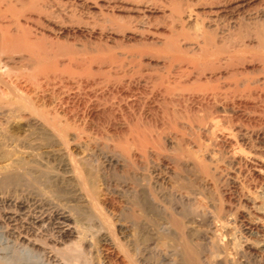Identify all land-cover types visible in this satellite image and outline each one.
Returning a JSON list of instances; mask_svg holds the SVG:
<instances>
[{"label":"rangeland","instance_id":"rangeland-1","mask_svg":"<svg viewBox=\"0 0 264 264\" xmlns=\"http://www.w3.org/2000/svg\"><path fill=\"white\" fill-rule=\"evenodd\" d=\"M0 117L46 171L86 162L99 210L79 217L135 264H177L174 218L201 264H264L244 230L264 206V0H0ZM4 232L1 263L49 264ZM113 242L97 250L122 264Z\"/></svg>","mask_w":264,"mask_h":264},{"label":"bare ground","instance_id":"bare-ground-1","mask_svg":"<svg viewBox=\"0 0 264 264\" xmlns=\"http://www.w3.org/2000/svg\"><path fill=\"white\" fill-rule=\"evenodd\" d=\"M3 36H5V35H3ZM5 41L6 40H4V42ZM13 43H14V41H13ZM20 97L21 96H19L18 98H20ZM19 101L22 103L23 99H21ZM19 101H17V102L14 101V102L18 103ZM15 103H13V104H15ZM19 105H16V106H19ZM13 106H15V105H13ZM20 107H22V106H20ZM14 108L17 109V107H14ZM1 114H3L4 116L6 115V114H4V112L3 113L1 112ZM9 118H8V121L6 120L5 124L7 122L10 123ZM1 121L3 123V119H1L0 122ZM39 123H41V122H39ZM7 125L4 126L5 128L0 129V141L2 140V142H5V141H3V139H5V138L8 139V143H6V144L7 145L10 144V146H13V148L12 149L7 148L8 150L6 149L4 154L0 155V163L5 162V163L0 165V204L2 205L1 206L2 208H0V226H1V228L4 229V231H5L4 233H6L7 236H9V238L13 241V243L17 246H23L25 248H28L29 250H34V251L37 250L38 252L41 253V255H43V257H45V259L48 261L49 264H119L115 261H111L112 256L109 255V253L107 251H102V249H101V251L99 250L100 251L99 252L97 250V244L98 243L102 242V244H104L103 242L106 243L108 240H110V241L113 240L114 242L112 243V245L115 243L114 246L115 245L117 246V248H116L118 250L117 253L120 254L122 257V259H121L123 261L122 264H135V262H134L135 260L133 258V255L128 251V248L126 245H125L126 246L125 247L123 244L121 245L120 242H116L118 239L115 241L112 237H110L112 235L109 234L110 232L109 233L106 232L104 230L105 228L103 229L104 231H102L100 229L96 230L93 227L95 230L93 229L94 231H92L91 230L92 228H90L91 225L89 227V225L87 224L88 222L84 223V221H82L81 218L79 217V214H81V213L82 214H84V212L88 213L89 211L95 210V209H97L96 211L99 210V207L97 205L98 204L97 203V198H98L97 193L98 192L96 193V190L94 189L95 187L93 186V181H92V179H93L92 175L93 174H92V171L90 170V168H88L86 166V162H83L81 160L82 158L81 159L80 158L65 159L66 157L64 158V155H63V156L58 158L61 160V165H60V168L58 169L59 172L58 171L56 172L53 170L46 171L47 170L46 168H48L46 165L47 162H45V164H43V163L39 164L38 163L39 161L37 159L36 160L38 162L33 161V159L32 160L25 159V158H23L22 155H23V153H26V152L22 153V155H21L22 157L18 156L17 154L14 153V150L16 149V146L18 143L17 141L21 140V139H18L19 135H21V134L17 135L18 137H16V136L14 137L13 134H11L13 137L12 136L9 137L7 135V132L9 133L10 128L8 129V126L10 127V124L8 126ZM32 125H33V123L31 121H26L23 125L18 124L17 126L14 125L11 127H13L15 134H17L20 130L23 132L24 130H27V128L30 129V135L32 132L34 133V131L37 132V134H39V135L43 133L41 131L43 129L40 126L35 125L32 127ZM45 131H46V129H45ZM26 134H28V132ZM142 136L144 137V135H142ZM20 137L23 138V136H20ZM42 137H43V135H42ZM143 137L141 138L142 141L144 140ZM134 139H138V138L134 137ZM141 139H138L139 142ZM131 140H132V138H131ZM151 141H150V143H151ZM12 143H13V145H12ZM142 143L145 144V141H143ZM142 143H141V145H144ZM3 144H5V143H3ZM3 144L0 143V145H3ZM121 150L125 151V149H123V148ZM32 154H34V153H32ZM39 154H40V152H39ZM48 155H47V157L51 156V158L52 157L54 158V154L48 153ZM32 157H33V155H32ZM53 158L51 160H54ZM42 159H41V161H42ZM31 166H33V167L37 166L38 168L40 167L39 169L36 170L37 171V177H42L43 178L42 181L44 182V180H45V182H46L45 184L43 182L38 183V181H36V179H34V177L36 178V176L33 177V176L29 175V170L30 171L32 170L31 168H29ZM51 168H52V166H51ZM57 168L55 170H57ZM32 171H34V170H32ZM30 173H32V172H30ZM33 175H35V174H33ZM39 181H41V180H39ZM53 181L55 183L54 186L56 188L54 193H52L50 191V188H49V190H48V188L46 189V186H48L47 184L51 185V184H53L52 183ZM263 189H264V185H263ZM261 205L255 206V208H258L256 210L259 211V209H261V211L259 212V213H261L260 216L257 215L258 212L256 211L257 216H252L251 218H249L246 221V225L244 227V230H245V232H249L254 237V239H252L253 241L250 244V246L255 248L258 252L264 253V249H263L264 248V234L261 235V237H260V235L257 234V232H264V206L261 207ZM197 206H198V204H197ZM88 214H90V213H88ZM96 214H98V213H96ZM96 216L99 217L100 214L96 215ZM101 218H103V217H101ZM95 219H96V217H95ZM170 220L173 221L172 218ZM101 221L103 222V219H101ZM177 222H179V220L177 221L174 218V222H172L173 224H171V225H174V227H176L177 229H179V231H181V232H178L179 235L176 236V237H179L178 243L180 246V247H176V249H178V251L179 250L181 251V253L179 255V256H181V258L179 257L181 261L177 260V264H180L181 262L183 264H201L200 263L201 259L196 257V255H199V254L195 253V251L197 250V249H195V251H194L195 246H194L193 250H192V247H191V249L189 247H186L188 240L186 237H183V238H185V241H186V243H185V242H183L184 240L181 237L182 234L183 235L186 234L183 231L185 229L184 227H186L187 225L185 224L186 226H183V225L180 226L179 225L180 222H179V224ZM99 223L101 224V222H99ZM168 223L170 224V222H168ZM168 223H167V225H168ZM105 224H106V226H109L108 222H106ZM182 226H183V228L181 229ZM186 228L189 229L188 227H186ZM169 230H170V228H169ZM185 231H186V229H185ZM141 233H142V231H141ZM156 233H158V232H156ZM190 233H192V232L189 231V233H187V235ZM148 236H150V235H148ZM154 236L151 238V239H153L152 242L155 241L154 244L158 245L161 249L163 248V250H164L165 245L167 244L164 241V236L163 235L158 236V234L155 237ZM230 236H231V234H230ZM176 237H175V239H176ZM259 237L262 239H260ZM231 241L234 242V240H231ZM245 241H247V240H245ZM109 244H111V243L109 242ZM85 245L88 248V249L86 248V250L84 248ZM170 252H173V251H170ZM204 252H202V253H204ZM210 252H213V250L208 251L207 255L203 254V255H205L204 259L207 261V264H212V263L214 264L215 259H214V256L212 255V254H214V252L213 253H210ZM174 253L176 254V251ZM171 254H173V253H171ZM177 254H178V252H177ZM203 255H201V257ZM170 257H171V255H170ZM174 257H175V255H174ZM165 258H166V256H165ZM174 259L172 256V260H174ZM27 261L15 260L11 264H32V262L27 263ZM1 262H0V264H5V263H1ZM178 262H180V263H178ZM9 263H10V261H9Z\"/></svg>","mask_w":264,"mask_h":264}]
</instances>
